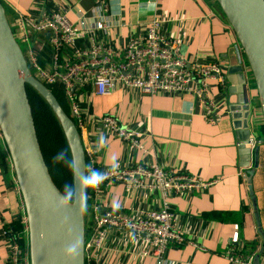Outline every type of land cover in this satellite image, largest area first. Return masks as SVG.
Returning <instances> with one entry per match:
<instances>
[{"label":"crops","instance_id":"0c3cea01","mask_svg":"<svg viewBox=\"0 0 264 264\" xmlns=\"http://www.w3.org/2000/svg\"><path fill=\"white\" fill-rule=\"evenodd\" d=\"M14 34L26 49L21 15L34 40L41 65L52 66L51 29L45 36L32 26L44 13L62 10L70 21L84 29L78 45L93 42L115 47L120 52L134 37H143L154 19L158 31L177 39L190 61H218L224 83L209 78L216 121L204 114V100L193 92L160 90L151 94L123 80L112 92L101 94L93 83L77 91L85 121L80 127L87 162L92 153L99 169L129 163L157 162L168 169L218 180L193 192L171 193L165 197L159 188L128 185L123 181L103 187L98 200L112 209L139 214L152 207L169 206L177 214V224L186 241L170 245L161 261L142 251L148 244L132 231L111 228L95 264H230L226 250L233 243L254 264H264V234L256 221L248 176L242 165L240 135L264 137L261 97L250 70L241 57L239 41L217 0H1ZM103 20L102 29L95 27ZM69 106V104H68ZM113 114L122 125L139 131L140 147L128 145L101 116ZM243 132V133H242ZM105 145L99 151L100 137ZM253 174L264 229V142ZM149 182V180H147ZM20 197L13 184L12 166L0 141V264H5L7 223L17 213Z\"/></svg>","mask_w":264,"mask_h":264},{"label":"built area","instance_id":"2783aa9c","mask_svg":"<svg viewBox=\"0 0 264 264\" xmlns=\"http://www.w3.org/2000/svg\"><path fill=\"white\" fill-rule=\"evenodd\" d=\"M21 22L26 43V49L23 51L31 70H34L36 76L46 84L62 86L65 99L69 104L70 115L79 130L85 118L79 107L77 91L84 90L89 83H93L97 92L107 94L113 91L119 80L133 84L140 91L151 94L160 90L173 93L193 92L204 100L205 117L211 122L216 121L208 79L217 78L222 84L224 83L225 74L221 64L218 61L188 60L183 55L176 38L158 31V19L153 20L143 37H134L118 52L113 46L97 42H93L88 47H80L78 41L83 36L84 29L79 24L70 21L62 10L44 13L39 20L32 23V26L44 36V31L51 29L49 41L52 48V70L45 69L41 65L39 53L27 31V23L23 15H21ZM104 26L103 20L95 24L98 29ZM239 45L242 60L245 66L249 67L240 41ZM100 118L128 145L133 148L141 146L137 129L122 125L113 114H105ZM0 141L4 144L7 159L12 166L13 184L20 197L17 213L14 214L13 221L7 223L4 229L8 241L5 264H32L29 248L23 243V238L29 236L30 232L26 203L1 127ZM262 142L264 138L257 135H250L246 140V144L251 148ZM86 166L102 171L106 178L99 187L90 189L88 192L90 217L88 222L86 221L85 264L97 262L111 228L130 230L137 237L145 239L148 246L142 254L155 256L159 261L162 260L170 245L182 244L187 240L183 229L177 224L176 212L169 206L152 207L139 214L114 212L104 207L98 200V194L105 185L123 181L137 187H154L159 188L167 197L171 193L193 192L207 188L218 180L217 178L204 180L196 175L168 169L157 162L129 163L116 166L114 169L112 167L99 169L92 153H89V163ZM17 218H20L22 222L21 230L13 226ZM226 255L230 264H254L253 259L233 243L226 250Z\"/></svg>","mask_w":264,"mask_h":264},{"label":"water","instance_id":"95a60500","mask_svg":"<svg viewBox=\"0 0 264 264\" xmlns=\"http://www.w3.org/2000/svg\"><path fill=\"white\" fill-rule=\"evenodd\" d=\"M236 32L254 76L264 114V0H217ZM28 85L49 102L64 128L69 145L75 140L84 171L87 157L81 132L51 88L31 70L0 0V127L11 152L29 219L32 264H85V213L75 202L58 207L62 192L50 172L39 139ZM243 133V132H242ZM250 131L240 135L242 165L249 167V188L259 231L264 234L253 174L260 160V146L246 144ZM74 183H76L74 178ZM67 218V222H65ZM82 241L79 259L71 261L63 249L75 237Z\"/></svg>","mask_w":264,"mask_h":264},{"label":"clouds","instance_id":"9594fccd","mask_svg":"<svg viewBox=\"0 0 264 264\" xmlns=\"http://www.w3.org/2000/svg\"><path fill=\"white\" fill-rule=\"evenodd\" d=\"M71 138V131L66 133ZM105 145V138L100 137L96 144V149L99 151ZM69 148L62 149L52 158L53 163H62L73 174L76 183H66L63 186L62 192H57V205L58 207H68L73 202L76 203L81 214L87 211V191L88 189H95L99 187L105 177V173L95 168H88L85 166L84 171H81L82 158L75 140L71 141ZM112 168L116 167L115 158H113ZM118 201H113L112 210L118 211L120 208ZM67 222V218H65ZM82 241L79 236H76L74 241L63 249L64 256L71 260L76 261L79 259Z\"/></svg>","mask_w":264,"mask_h":264},{"label":"trees","instance_id":"16d2710c","mask_svg":"<svg viewBox=\"0 0 264 264\" xmlns=\"http://www.w3.org/2000/svg\"><path fill=\"white\" fill-rule=\"evenodd\" d=\"M247 64L248 60L246 59ZM31 85H28V93L30 97V101L33 107L34 117H35V123L39 135V139L41 142L42 150L45 156V159L48 163L50 172L53 176V179L57 183V185L60 187L61 190H63L59 184V182L56 180L57 175H61L65 178L66 181L70 180V170L65 167L62 163H53V157L62 149L69 148L71 150L67 136L65 134L64 128L60 122V119L58 118L55 111L52 109L49 102L44 98V96L35 88V91L37 94H39L44 101L46 102L48 109L45 107L41 111L38 110L36 105L33 102L31 92L29 91ZM51 90L54 92L64 109L70 114V108L68 106V103L65 99L63 88L60 84H49L48 85ZM32 87V86H31ZM264 138V137H263ZM87 191V208L89 209V203L90 199L88 196ZM13 226L17 230L22 229V222L20 218H17L14 220ZM25 238V237H24ZM23 238V243H24Z\"/></svg>","mask_w":264,"mask_h":264},{"label":"rangeland","instance_id":"374dc122","mask_svg":"<svg viewBox=\"0 0 264 264\" xmlns=\"http://www.w3.org/2000/svg\"><path fill=\"white\" fill-rule=\"evenodd\" d=\"M32 71L36 75V72L34 70H32ZM29 91L31 92L30 94L32 95L33 102L39 111H41L45 107L48 109L46 102L44 101V99L39 94L36 93L33 86L32 87L30 86ZM70 177H71L70 180L66 181L64 177H62L61 175H57L56 180L59 182L62 189L66 183H74V176L72 173L70 174ZM89 217H90V210L87 208V211L85 212V218H86L87 222H88ZM24 243H25V246H27L29 248V251H30V237L29 236L24 238Z\"/></svg>","mask_w":264,"mask_h":264}]
</instances>
